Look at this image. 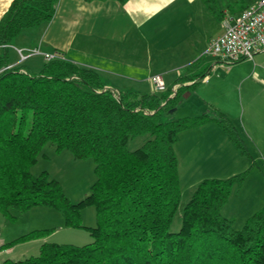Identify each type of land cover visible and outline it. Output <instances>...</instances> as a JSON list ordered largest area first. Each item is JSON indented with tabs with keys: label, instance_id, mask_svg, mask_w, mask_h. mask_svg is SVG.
Returning a JSON list of instances; mask_svg holds the SVG:
<instances>
[{
	"label": "trees",
	"instance_id": "16d2710c",
	"mask_svg": "<svg viewBox=\"0 0 264 264\" xmlns=\"http://www.w3.org/2000/svg\"><path fill=\"white\" fill-rule=\"evenodd\" d=\"M57 2L12 0L0 19V47L49 22ZM8 66L7 55H0V213L45 207L60 212L67 228L81 229V209L93 207L96 225L87 229L89 244L43 243L37 256L2 264H264V207L239 230L221 214L244 174L200 182L183 208L178 232H169L181 196L174 149L179 135L215 121L237 151L246 153L225 117L162 122L161 112L180 102V93L114 94L96 72L60 57L45 61L37 75ZM137 137L145 138L142 146L129 151ZM47 144L76 160H93L95 182L79 203L69 202L45 172L32 175ZM37 232L6 248L35 240Z\"/></svg>",
	"mask_w": 264,
	"mask_h": 264
},
{
	"label": "crops",
	"instance_id": "0c3cea01",
	"mask_svg": "<svg viewBox=\"0 0 264 264\" xmlns=\"http://www.w3.org/2000/svg\"><path fill=\"white\" fill-rule=\"evenodd\" d=\"M256 1L128 0L121 4L114 0H58L49 22L23 30L8 46L0 47V55H7L9 66L21 65L39 72L44 54L58 55L96 72L104 89L137 98L160 94L151 82L157 76L165 86L163 92L169 91V98L174 97L172 90L177 87L176 93L185 99L181 106H190L192 90L201 86L208 98L203 96L199 107L186 116L208 114L213 120L225 117L244 143L246 153L241 155L217 123L210 121L182 132L174 146L175 154L194 169L210 171V176H202L191 187L203 180L248 174V218L264 207V164L262 172L258 167L260 157H264V51L229 68L206 51L210 41L222 35L223 19L237 16ZM11 2L0 0V19ZM34 50L37 55H32ZM227 206L228 201L221 214L235 225L234 214L226 211ZM8 232L0 238V263L16 262V248L37 247L39 252L44 243L32 240L4 248V243L25 235ZM2 255L11 258L4 260ZM23 257L27 259L28 254Z\"/></svg>",
	"mask_w": 264,
	"mask_h": 264
},
{
	"label": "rangeland",
	"instance_id": "374dc122",
	"mask_svg": "<svg viewBox=\"0 0 264 264\" xmlns=\"http://www.w3.org/2000/svg\"><path fill=\"white\" fill-rule=\"evenodd\" d=\"M235 64L227 66V68ZM25 65L28 64L25 63ZM30 70L31 69H29V71ZM30 72L35 75L39 73V71ZM199 87L201 86L192 90V99L189 100L190 106H181L185 99H182L180 103L178 100L174 106L170 105L167 111L164 110L161 112V121L170 122L184 117H195L186 116V114H193L194 107H199V101H203V96L208 98V93H204V91H202ZM216 118H218V115ZM144 139L145 138L143 137H137L134 140H131L127 145L128 150L134 151L140 148ZM179 156L176 157L178 159V177L181 196L178 209L169 229V232L171 233L178 232L180 228L183 208L189 201L194 191L193 188H196L191 187L193 186L192 183L202 178V176H210L209 170L194 169V165H190L189 161L188 163L186 161H182ZM260 158L262 163L260 162L258 167L262 172L264 157ZM94 166L95 165L92 159L76 160L69 152L63 151L57 153L54 145L47 144L39 155L36 164L31 168V173L33 176L37 177L41 173L45 172L48 179L55 180L59 183L67 200L73 204H77L90 194L91 186L95 182ZM189 166L191 168H189ZM239 174H244L243 180H245V182L239 188H234L231 191V195L228 199V206L226 208V211H231L234 214L233 216L235 217L234 219L236 222L233 227L236 230L241 229L244 221L249 215V211L247 210L251 207V203L247 201V193L250 188L249 184L251 183L249 181L250 178L248 174L245 176L246 173L241 172ZM224 214H226V212ZM0 215L4 217L2 218L0 216V238H4L9 233L8 229L16 232V234H28L33 231H38V238L35 240H40L41 243L84 246L92 242V238L90 237L87 229L94 228L96 225V212L93 207H85L81 209L80 225L83 227L81 229L67 228L64 224V218L60 212L45 207H36L25 212H19L11 209L7 217L1 213ZM9 243H4V248H6V245ZM14 246L16 245L10 246L9 248ZM35 248L37 247H33V249L27 247L23 248V250L16 248V253L14 254V257L13 255L12 257L16 258L15 260L17 261H23L24 254H28V258L29 256H37L39 252L37 251L38 249ZM20 251H22V256H19ZM5 257L6 256L2 255L4 260L11 258L6 257L5 259Z\"/></svg>",
	"mask_w": 264,
	"mask_h": 264
},
{
	"label": "built area",
	"instance_id": "2783aa9c",
	"mask_svg": "<svg viewBox=\"0 0 264 264\" xmlns=\"http://www.w3.org/2000/svg\"><path fill=\"white\" fill-rule=\"evenodd\" d=\"M223 33L210 41L206 53L216 58L221 65L230 66L243 60H252L255 54L264 51V0H257L254 5L244 9L235 17H226L222 21ZM34 50L32 55H37ZM59 58L58 55L44 54L45 61ZM25 57L21 56V60ZM8 66L5 69H10ZM158 93L165 90L159 77H152ZM173 96L177 87L173 88ZM1 251V246H0Z\"/></svg>",
	"mask_w": 264,
	"mask_h": 264
}]
</instances>
